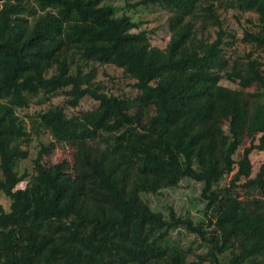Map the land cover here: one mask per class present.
<instances>
[{"label":"trees","instance_id":"1","mask_svg":"<svg viewBox=\"0 0 264 264\" xmlns=\"http://www.w3.org/2000/svg\"><path fill=\"white\" fill-rule=\"evenodd\" d=\"M109 1L0 0V195L10 200L0 206V264H189L188 250L165 244L181 228L209 249L192 264H264V164L253 177L251 161L264 152V130L240 152V93L256 85L264 96V0L129 4L168 11L164 47ZM230 11L238 21L255 13L259 26L244 33L251 50L228 61ZM211 29L213 43H190ZM107 67L139 95L108 91L99 79ZM85 98L98 106L69 115ZM33 106L34 117L21 115ZM42 133L50 141L22 172L26 144ZM58 149L72 161L52 163ZM135 175L199 185L189 199L198 216L170 202L153 208Z\"/></svg>","mask_w":264,"mask_h":264},{"label":"rangeland","instance_id":"2","mask_svg":"<svg viewBox=\"0 0 264 264\" xmlns=\"http://www.w3.org/2000/svg\"><path fill=\"white\" fill-rule=\"evenodd\" d=\"M140 0H111L107 4H111L116 7V13L121 15H128L131 19L138 24V28L134 32H139L142 30H148L153 32L152 44L159 45L164 47L169 40L170 30H169V13L166 10H163L160 7H138L133 9L129 7L137 3ZM233 11L228 13L229 20L225 25L224 29L227 33L225 38V44L222 46V57L224 60H230L237 56H243L247 54L251 47L242 42L245 31H257L259 26L258 17L253 12L245 13L241 16V20L238 21L233 18ZM217 38V29H211L208 32L201 34H196L190 41L192 45L200 47L201 45H209L213 43ZM262 59L264 60V53H262ZM106 71L107 76L101 74L99 79L104 81L105 86L108 91L114 94H124L127 97H136L139 95V92L133 89L130 84L132 83L129 80H126L123 77V73L119 69L113 67H107ZM221 85L227 88H230L234 91H239L240 88L237 84H234L226 79H223ZM244 99V121L242 124V143L240 147V152H243L246 148H249L255 139L261 135L260 131L264 130V113H262L258 119L256 115L259 110L264 109V96L261 91L255 85L252 88L248 89L247 92L240 93ZM67 97L60 96L53 100L54 104L63 103ZM98 106V103L93 101L90 98H85L82 100L80 106L76 109L68 110L69 115L79 114L81 112L93 110ZM225 107V105H221ZM48 106H43L42 108H47ZM41 109V108H40ZM36 110H39L38 107L33 106L32 108L22 111L21 115L25 116L29 114L30 117H34ZM50 136L48 134H41V137L38 139L35 135L28 141L26 144V151L28 152V158L20 163V169L22 172L25 170L32 172L33 163L32 159L36 157L40 149V142L50 141ZM69 160L72 161L71 151L56 150L52 155L51 162L57 163L59 161ZM251 161L253 166V177L259 172L260 168L264 164V152L255 150L251 154ZM1 164V156H0ZM2 172L0 169V178H2ZM229 177H226V181H229ZM26 183L23 182L19 185V188L23 187ZM134 185L137 187L138 191L141 194V198L144 201H147L153 208L159 210L162 209L167 203H171L177 211L182 214L185 209L189 208V199L195 198L198 196V187L199 185L193 184V182L188 180H170V179H159L155 177H142L135 175ZM158 187L161 191V194L145 193L146 187ZM10 200L4 196L0 195V206H3L5 209H9ZM193 216L197 217V208L190 209ZM170 246L180 247L190 252L189 264L198 261V256L205 255L208 252V247L201 241V239L186 231L185 229H177L171 232L168 240L165 241V244ZM230 254L227 253L224 255V258H229ZM204 264H210L205 262Z\"/></svg>","mask_w":264,"mask_h":264}]
</instances>
